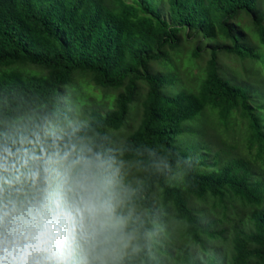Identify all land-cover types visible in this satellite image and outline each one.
<instances>
[{
	"label": "trees",
	"instance_id": "16d2710c",
	"mask_svg": "<svg viewBox=\"0 0 264 264\" xmlns=\"http://www.w3.org/2000/svg\"><path fill=\"white\" fill-rule=\"evenodd\" d=\"M257 1L167 0V21L147 0H0V247L11 249L16 243L22 248L32 242L25 237L48 226L56 237L51 250L23 256L30 264H164L159 254L177 264H201L186 243L175 255L157 245V237L150 243L149 218L169 227L163 239L174 246L171 227L179 220L187 243L203 245V235L222 239L230 242L228 264H264V178L255 175L258 162H264V117L244 88L219 73L220 53L260 63L264 12L256 8ZM243 14L251 17L258 47L234 23ZM182 33L223 43L197 44L192 58L210 51L203 80L195 90L170 95L162 88L175 82L152 73L150 65L178 51ZM75 74L89 79L96 90L117 91L114 107L86 111L84 121L41 139L49 123L64 120V92ZM138 94L139 125L114 153L108 131L125 125ZM261 105L264 112V102ZM207 107L218 111L224 126L233 123L235 113L245 120L244 139L249 148L255 146L248 159L230 156L236 149L228 144L215 151L211 163L204 157L192 159L175 146L184 123ZM204 149L210 152L207 145ZM53 154L68 174L58 188L66 194L65 207L49 185L56 171ZM118 163L133 164L140 172L121 193L125 207L148 211L146 218L134 216L129 222L139 237L133 250L105 260L115 238L128 233L129 227L102 225V216L95 212L84 216L96 222L87 236L85 256L78 255L66 244L64 232L77 220L86 223L77 212L109 202ZM156 193L163 201L158 212L151 207ZM237 204L248 212L227 225L229 230H212L222 219L210 220L209 210L233 211ZM117 216L121 218V212ZM16 255L20 258L19 252Z\"/></svg>",
	"mask_w": 264,
	"mask_h": 264
},
{
	"label": "rangeland",
	"instance_id": "374dc122",
	"mask_svg": "<svg viewBox=\"0 0 264 264\" xmlns=\"http://www.w3.org/2000/svg\"><path fill=\"white\" fill-rule=\"evenodd\" d=\"M141 2L142 0H137ZM151 6H153L157 11H160L163 19L169 21L168 4L167 0H147ZM259 1V4L258 3ZM256 3V8L264 12L262 3L264 0H258ZM238 27L242 29L245 36L251 41V43L258 47L259 41L255 37L251 17L247 14L241 15V18L234 22ZM183 34V43L178 51H172L167 54V58H162L155 63H151L150 70L154 74H162L167 78L173 80L174 85L170 87L164 86L162 92L165 93V89H168L170 95H176L180 91H192L195 90L203 80L204 68L206 62L209 58L210 51L203 50L200 52V57L192 58L191 53L200 44L205 47L206 45H216L223 43L220 39H206L202 34L187 36ZM199 39V40H198ZM259 51L262 54L260 63L254 62L250 59H241L231 54L220 53L219 54V73L222 78L229 81L232 84L240 86L246 90L248 95L254 99V104L258 108V114L264 117V112L261 110V103L264 102V46L259 47ZM261 64V65H260ZM74 80L66 88L65 96L68 101V105L65 111V117L61 124L57 122H51L48 124L46 132L43 134L41 139L50 137L54 134H61L64 132L68 126L72 123L82 122L85 120L84 113L89 110L97 109L100 111H107L114 107L116 102L117 91H105L102 89L96 90L89 79L80 76L79 74L74 75ZM141 94L144 92V88L140 90ZM141 94L136 97V100L130 105L128 120L125 125L118 131L109 130L108 134L111 138V146L114 153H119L124 140L128 137L130 132L138 127V121L140 117L141 107L140 103L142 100ZM233 123L229 126H224L218 121V111L213 110L209 107L205 108L201 114H199L194 120L185 122L182 128V134H180L176 141L175 146L182 152L188 154L192 159H201L204 157V162L211 163L212 157L215 151L226 147L225 145H233L234 150L231 152L230 156L234 154L240 158L248 159L250 157V152L255 151V146L252 148L248 147L246 140L244 139L246 135L247 125L245 120H243L238 113L233 116ZM140 122V121H139ZM186 131H185V130ZM46 136V137H45ZM205 145L210 149V152L205 151ZM56 153L55 150H53ZM53 159L52 165L55 170L54 178L50 181V187L52 192L58 197L61 202V206H64L63 197L66 194H62L58 191V188H62L65 183L68 174L64 171L58 157L55 154L51 155V160ZM255 175L264 178V162L259 161L256 167ZM116 178L114 182V189L111 194V202L109 208L102 209L103 219L100 222H107L106 216L113 211L123 210V201L121 200V193L124 189V185L127 182H134L138 179L140 172L135 168L133 164H121L115 170ZM55 183L57 184V189L55 190ZM156 195V194H155ZM152 196V204L155 211L163 209V201H158L156 197ZM203 203L206 201L203 200ZM198 208L199 204H191V206ZM238 204L235 206L233 211H230V207L225 211H220L219 209L210 211V220L216 222L215 220L222 219V222H216L212 226V230L218 231L219 229L229 230L228 226L233 225L237 220L244 216V212H248V208H239ZM100 206L92 205L87 210H81L77 214L82 216L86 223L82 224L78 220L67 227L64 232V238L66 244L72 251H76L78 255L83 250L84 241L83 234L86 230L87 225L90 220L86 221L87 218L99 211ZM124 214L128 213L124 211ZM68 215V214H67ZM66 216V215H65ZM204 217V213L202 212ZM55 219V218H54ZM56 220H60L57 219ZM173 222V220H170ZM248 218L243 219L242 223H246ZM57 223V222H55ZM241 223V224H242ZM119 225V224H114ZM174 240L175 246L171 242L164 240L162 235H159L160 243L165 250H169L171 255L179 253V248L186 243L188 249L191 250L194 258L201 264H210L215 262L216 264H228L230 253L227 250L230 248V242H224L222 239H212L203 235V245L194 244L192 242L187 243V238L185 235V226L182 222H174ZM225 237L228 241L231 239L230 234L227 232ZM230 237V238H229ZM157 238L151 236L149 238L150 243H154ZM163 239V240H162ZM132 242V239L130 243ZM168 243V244H167ZM123 243L121 244L122 249ZM175 247V248H174ZM118 252L111 253L109 256H113ZM66 254L63 253V256ZM160 259L164 261V264H177L174 259L167 257L164 254H159ZM216 259V260H215Z\"/></svg>",
	"mask_w": 264,
	"mask_h": 264
},
{
	"label": "clouds",
	"instance_id": "9594fccd",
	"mask_svg": "<svg viewBox=\"0 0 264 264\" xmlns=\"http://www.w3.org/2000/svg\"><path fill=\"white\" fill-rule=\"evenodd\" d=\"M130 183H133V182H128L127 185ZM154 195L155 194H153V196ZM155 197L158 201L161 200V198L158 197L157 193H156ZM121 200H122V198H121ZM110 202H111V198L107 204H94L95 206H100V210L97 211V213H100L102 218H103L102 209L109 208ZM151 207L154 208L153 204L151 205ZM201 207H202V205L199 206V208H201ZM161 210H163V209H161ZM161 210H159V211H161ZM213 210H215V209H213ZM124 211L127 212L128 214L125 215ZM119 212H121V218H119L117 216V213H119ZM147 213H148V211H146L144 208H138V207L127 208L124 206V202H123V210L113 211L112 213L107 215V217H109V219L106 218V220H108L110 223L103 222L102 225H106L107 227H112V228H120V227H127L128 228L129 227V232L123 236H120V237L117 236L115 238L116 244L114 246V249H113V251L110 250L111 252L109 251L105 255V260L108 258H111V256H109L111 253L118 252L116 254H119L122 251L133 250L132 248H133L136 240L138 239L139 234L136 233V231L134 230V228L131 227V224L129 222H130V220L133 219L132 217L135 216L134 218L139 219L141 217L147 216ZM147 220H148V224H149L148 227H151V229L153 228V233H149V234L147 233L146 234L148 241H149V238L151 236H155L159 239V242H160L161 240H160L158 235H162L163 237L165 235H167L166 230L169 229V227H166V225H165V227H160L159 224H157L156 222H151L149 220V218ZM177 221H179V220H177ZM95 222H96L95 220H90V223L87 225L86 230L84 231V234H83L84 247H83V250L80 253V255L85 256V254H86L87 236L89 234L91 226L94 225ZM179 222H181V221H179ZM114 224H119V225H114ZM173 230H174V223H173V226L171 227V232ZM29 239L32 242L31 243H25L22 248L16 243H14V245L11 249L5 248V247H0V264H30V262L27 259H24L23 256L29 254L31 251H50L51 245L54 243L56 237L50 235L48 232V226H45L42 229H37L35 234L32 235L31 237H25V240H29ZM131 239H132V242L130 243ZM0 243H2V242H0ZM122 243H123V246L119 252V249L121 248ZM46 245H47V247H45ZM18 252L20 253V258H18L16 255ZM103 260H104V258H103ZM33 264H40V262L36 261V262H33Z\"/></svg>",
	"mask_w": 264,
	"mask_h": 264
}]
</instances>
